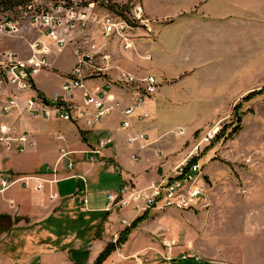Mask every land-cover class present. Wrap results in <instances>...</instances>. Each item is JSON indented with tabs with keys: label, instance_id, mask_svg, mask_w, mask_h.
Returning a JSON list of instances; mask_svg holds the SVG:
<instances>
[{
	"label": "crops",
	"instance_id": "0c3cea01",
	"mask_svg": "<svg viewBox=\"0 0 264 264\" xmlns=\"http://www.w3.org/2000/svg\"><path fill=\"white\" fill-rule=\"evenodd\" d=\"M111 1L119 6H141L145 16L156 21L155 34L152 37L139 38L137 51L123 53L124 65L117 64L120 62L118 60L114 62L117 68L114 75H117L119 71H126L138 77L153 73L158 79L157 94L146 100L138 110L139 113L149 114V117L144 122L135 121L134 127L125 131L121 127L120 115L114 114L106 118L94 130H84L86 136L82 141V136L78 132L82 129L70 123L29 120L26 117H19L18 112H15L12 121L16 122L19 130H28L35 134L40 131L39 124L43 122L46 127H49V124H55L61 129L60 131L63 129L72 136L71 139H67L62 132H56L65 137L64 146L60 148L59 153L52 160L41 162L38 167L37 164L33 169L27 170L29 172L43 170L44 172L49 167H56L57 173L53 174L50 171L48 178H54V175H57L60 178L59 182L46 186L43 192L24 191L18 188V190L12 191L11 189L0 195V215H7L12 219L22 214L23 209V212L25 211L31 218H34L35 222L52 224L54 219L59 217V213L63 216L62 208L77 206L76 200L73 199L76 195L88 198L92 213L110 212L112 209L110 201H107V195L109 196L128 181L135 182L140 188L159 182L164 176L174 171V168L185 163L193 154L195 146L193 150H190V146L184 148L182 143L191 140L198 126L220 127L232 118L231 113L239 103L244 110L250 108L253 110V113L244 116L243 123L244 129L246 126L252 125L253 127V137L250 140L264 142V91L250 100L241 101L252 92L264 90V0ZM98 13L100 18L106 15V12H102L100 8H98ZM148 55L152 57L150 62L147 60ZM131 60L141 65V68L134 70L128 66ZM103 73L104 70L100 69V75ZM49 74L47 71L41 72L36 78V86L46 97H53L61 93L64 80H61L58 89L52 91L48 89V83L44 79V76ZM100 82L101 96L107 98L110 104L109 80L100 79ZM113 93L122 99L124 104L132 103L133 94L120 90H115ZM179 108L198 112L188 115L190 118L187 119L191 125L189 130L185 126L176 127L180 120V112L177 115V122L167 117ZM206 111L210 112L205 114L207 119L204 121ZM201 119H203L202 122H200ZM31 126L34 130H31ZM181 129L185 130L183 134L180 132ZM140 133L146 134L148 141L128 145L129 136ZM33 138L37 147L35 136ZM101 139H103L101 155L98 156L96 162H90L88 152ZM39 144L36 150L41 146L40 140ZM75 145L78 147L74 148ZM30 151L22 155L30 154ZM2 154L6 157L15 156L14 153L4 152ZM64 154L66 156L62 158ZM178 154H184L185 159L183 161L167 159L171 155ZM72 155L82 156L78 157L79 162H76L73 161ZM68 163L74 165L71 170L67 168ZM148 169L151 172L145 173ZM105 172L110 174L117 172L121 182L115 184L111 178H107L109 184L106 185L110 188L103 190L105 185L101 183L100 174ZM67 175L71 177L63 178ZM68 182H75L72 192L68 196L60 197L59 200L49 201L51 190L58 194L62 191L68 192L67 188L59 187ZM258 191L260 193H257V198L264 200V182L258 186ZM58 208L61 210L53 214ZM154 212L160 211L155 210ZM128 213L133 214L131 211L109 213L108 217L113 227L116 228V233L123 229L121 221L126 219L124 216ZM133 219L134 217L128 221L131 222ZM252 219H257L255 222L258 223L254 225L256 227L254 232L264 236V226L259 224L261 221L264 222V218L260 219L259 215H255ZM46 231H49L47 234L53 235L50 230H45V233ZM55 231L58 232L57 229ZM58 234L61 235V232ZM92 248L93 258L89 264L94 262L105 248V244L98 241L93 244ZM125 248L126 244L121 249L122 253L117 251L119 255H112L104 264H129L125 260ZM185 248L186 252L182 254L188 256L197 254L202 259L200 261L192 258L182 260L181 253H177L176 256L172 255L173 248L171 247L168 251L170 256L166 257L165 249H161L158 245L155 248L158 252L154 254L155 258H151L150 264H207L205 259L221 261L224 264H261L262 261L257 257L254 262L249 263L243 256L236 257V259L212 258L216 256L207 258L209 256L199 253L196 246L190 242ZM38 250L44 252L41 255L40 264H54V261L59 264H74L69 260L67 252H47L42 247ZM137 252L139 251H133L130 255Z\"/></svg>",
	"mask_w": 264,
	"mask_h": 264
},
{
	"label": "rangeland",
	"instance_id": "374dc122",
	"mask_svg": "<svg viewBox=\"0 0 264 264\" xmlns=\"http://www.w3.org/2000/svg\"><path fill=\"white\" fill-rule=\"evenodd\" d=\"M105 3L104 0H100L99 8L102 12H106ZM18 7L19 6H14L13 9L6 12L16 13ZM132 8L133 7L129 6V9ZM1 14L2 13H0V16ZM99 26L100 69L104 70V73L100 75V79H109L107 67L108 52L112 56V63L114 66V62L117 60L120 61L117 64L124 65L125 57H123V53L131 51H122L120 45L117 43L113 44L109 42V45H107V36L103 35L102 25L99 24ZM35 37L29 38L33 39ZM138 42L139 41H137V43ZM2 48L17 52L25 50V53L28 52L27 43L22 38L3 41ZM151 58L150 55L147 56L149 62L152 60ZM50 62L51 68L47 71L50 74L45 75L44 79L48 83V89L54 91L56 88H59L61 80H64L67 74L74 68L77 60L73 48L70 47L64 52H52ZM129 62L128 66H131L134 70H139L141 68V65L136 64L134 61L131 60ZM115 70H117L116 67ZM152 75L154 74L152 73ZM179 112L181 116L176 127L185 126L186 129L189 130L191 125L189 119H187L190 118L188 115H194V112H198L179 108L167 117L170 118L171 121L177 122V115ZM208 112L210 111L204 113V121L207 119L205 114ZM248 113H253L252 108L248 110L241 108L237 113H231L232 118L218 127L219 131L217 135H220L223 129H225L223 135L221 134L222 137L211 146L206 147L202 145L197 154L193 153L187 159V161H190L193 157H198L199 159L198 163L201 165L210 186L207 207L198 211L182 212L168 210L163 212H148V216L131 231L125 243L126 248L124 251L127 263L150 264L151 258H155L154 254L158 252V249H155L158 245H160L161 249H165L164 255L166 257L170 256L168 254L170 247L173 248L172 255L176 256L177 253L182 254L186 252L185 246L190 242L196 246L199 253L209 256L207 258L216 256L212 258L223 259L227 257L236 259V257L243 256L249 263H252L254 259L258 257L262 260L260 263L264 264V236L257 235L256 232H254V230H256L254 225L258 223L255 222L257 219H252L255 215H259L260 219L264 218V200L257 198V193H260L258 191V186L264 182V142L261 143V140H255V142L250 140L253 137L252 125L249 127L246 126V129L243 128V123L245 121L244 116ZM237 116H240L241 122H238ZM202 121L203 119L200 120V122ZM42 123L43 122L39 124V126H41L40 131L32 134L37 141V147L40 145L39 140L41 141L42 147L40 146V148L36 150L37 147L35 146L31 149L32 151H30V154L27 155H18L14 153V157H6L2 154L4 151L0 150V171L17 177L35 175L48 178L49 173H46V170L44 172L43 170H36L33 172L27 170L33 169L37 164L38 167L41 162L52 160L55 155L59 153L60 148L64 146V142L57 140L56 132H62L67 139H71L72 135L68 134L63 129L60 131L61 129L55 124H49V127H46L44 123L41 125ZM236 126L241 127L239 131L235 134H230L232 129ZM213 128L216 127L211 125L198 126V128H196L197 130L193 132L191 140L184 141L182 145L184 148L190 146V150H193L194 146L199 145V141H201L202 137ZM31 130H34V127L32 128L31 126ZM242 130L244 131L242 132ZM78 132L82 136V141H84L86 132H84V130H79ZM180 132L181 134L184 133L182 131ZM79 142H81V140ZM77 147L78 146L75 145L74 148ZM80 156L82 155H72L73 161L79 162L78 157ZM185 157L184 154H178L171 155V157L169 156L167 159L183 161ZM150 172V169L145 171V173ZM52 173L56 174L54 172ZM68 177L71 176L67 175L63 178ZM100 178L102 179V185H105L103 190L110 188L109 185H106L109 184L107 178H111L115 184L121 182L120 175L117 174V172H114V174L107 172L101 173ZM59 179L57 175H54V178H48L49 182L47 186L56 184L59 182ZM131 182L135 184V182ZM74 185L75 182H68L60 185L59 187L62 189L67 188L68 192H59V197L68 196L72 192ZM135 185L139 187L137 184ZM18 188L24 191H34L32 187H24L22 183H18L9 190L13 189L12 191H15L18 190ZM51 192L52 190L50 193ZM81 196L76 195L73 199L76 200ZM49 201L53 202L50 199ZM107 201L109 202L108 195ZM62 209L63 216H60L61 214L59 213V217L55 218L52 224L35 222V219L31 218L25 211L23 212V209L22 214L12 219L7 215H0V264H4V262H7V264H9V262L10 264H40L41 255L44 253L38 250L40 247L47 252H67L71 262L73 261L70 259V251H78V253H82L84 257L82 255H76V259L81 260L83 257V263L89 264L93 258L92 254L94 250L92 247L95 242H102L105 244V247L109 242H116L120 233L130 227L132 222L141 216L129 222L130 224L128 226L123 225L124 227L120 230L121 232L119 231L116 233V228L111 224L110 218L107 217L106 219L107 215L103 213H92V211H90L91 207L88 208L89 211H86L84 206L78 204L72 207L66 206L65 209ZM59 210L61 209L58 208V210H54L53 214H57ZM113 212V210L110 211V213ZM41 216H43L42 213ZM132 217L133 214L130 215L129 213L124 216V218L129 221ZM259 224H263L264 226V222L262 221ZM55 229L61 232V235H59ZM45 230H50L53 235L47 234L49 231L45 233ZM124 245L113 252L111 256L114 254L117 255V251L122 253L121 249H123ZM133 251L139 252L130 255ZM184 255L185 254H182L181 256L182 260H185L183 259ZM196 255H192V257ZM96 259L92 264L95 263ZM54 264L59 263L54 261Z\"/></svg>",
	"mask_w": 264,
	"mask_h": 264
},
{
	"label": "built area",
	"instance_id": "2783aa9c",
	"mask_svg": "<svg viewBox=\"0 0 264 264\" xmlns=\"http://www.w3.org/2000/svg\"><path fill=\"white\" fill-rule=\"evenodd\" d=\"M16 13L0 11V150L7 153L24 154L36 146L33 135L28 130H19L12 121L14 113L29 120H44L70 123L82 130H94L102 123L101 82L98 31L97 0H22ZM106 1L107 45L119 44L122 51H137L139 38L155 34L156 21L145 16L141 6L126 11L111 10L115 4ZM36 36V37H35ZM29 37H35L30 39ZM22 38L27 43L25 51L2 48L3 41ZM72 47L77 63L67 74L61 86V93L53 97H42L38 93L36 78L41 72L51 68L52 52H64ZM150 58V57H149ZM110 116L119 114L123 130H130L136 122H144L149 114L138 110L151 96L157 94L158 79L154 75L138 77L126 71L114 75L115 67L108 52ZM131 93L132 103L124 104L113 91ZM180 131L184 132V129ZM219 128L210 129L195 146L197 154L202 145L210 146ZM58 141H64L63 134H57ZM148 141V136L140 133L129 136L128 145ZM113 141L111 140V143ZM144 148L143 146L141 147ZM103 150V139L91 148L90 162H96ZM66 156L62 155V158ZM136 158L137 157H133ZM185 161L174 168L169 175L148 187L140 188L131 181L125 182L113 191L114 212L130 210L134 219L150 211H198L207 207L210 186L201 165L189 166ZM73 163H68L71 170ZM57 173L56 167H49ZM48 178L28 175L17 177L0 171V195L18 183L35 192L46 189ZM32 183V186H31ZM52 201L59 200V194H49ZM77 205L89 211L86 196L76 199ZM105 211V210H104ZM121 224L130 223L123 219ZM200 261L199 256H188ZM207 264H224L221 261L205 259Z\"/></svg>",
	"mask_w": 264,
	"mask_h": 264
},
{
	"label": "trees",
	"instance_id": "16d2710c",
	"mask_svg": "<svg viewBox=\"0 0 264 264\" xmlns=\"http://www.w3.org/2000/svg\"><path fill=\"white\" fill-rule=\"evenodd\" d=\"M105 1V0H104ZM23 1L22 0H0V11H6V10H9L11 8H13L14 6L16 5H19L21 4ZM106 2V1H105ZM120 8H123L125 9L126 11L129 10V6H119L117 4H114L112 7H111V10L113 11H116V12H119L118 10ZM263 90L259 91V92H252L250 93L249 95H247L246 97H244L243 100L241 101H247V100H250L252 99L254 96H256L257 94H260ZM38 93L40 96L42 97H45V95L43 93H41L39 90H38ZM241 107V103H239L238 105H236L233 109V114L237 113L238 110L240 109ZM238 118V122H241L240 120V116H237ZM240 126V125H238ZM236 126L234 129H232L231 133H237L239 131V129L241 127H238ZM225 129H223L222 131V135H223V132H224ZM217 135L215 140L213 141V143L211 145H213L215 143V141H217L219 138L222 137V135ZM210 145V146H211ZM198 157H193L189 163H188V167L189 166H192L194 164H196L198 162ZM109 213L110 212H107L105 213L107 216H106V219L107 217L109 216ZM148 216V213H145L144 215L138 217L134 222H132V225L128 228H126L123 232L120 233V235L118 236L119 238L117 239L116 242H109V244L105 247V249L99 254L98 258L96 259L95 263L94 264H104L107 259L111 256V254L113 252H115L117 249H119L120 247H122L126 242H127V239H128V236H130V233L131 231L136 228L138 226L139 223L143 222V220ZM105 219V221H106ZM76 255H82L84 257V255L82 253H78V251H75V250H71L70 251V259L75 263V264H84L83 263V257L81 258V260H77L76 259ZM83 259V260H82Z\"/></svg>",
	"mask_w": 264,
	"mask_h": 264
},
{
	"label": "bare ground",
	"instance_id": "6f19581e",
	"mask_svg": "<svg viewBox=\"0 0 264 264\" xmlns=\"http://www.w3.org/2000/svg\"><path fill=\"white\" fill-rule=\"evenodd\" d=\"M97 3H98V8H99V3H100V0H97ZM106 5V3H105ZM103 18H100L99 16V13H98V26L99 24L102 25V28H103V35L104 36H107V23H106V15H102ZM101 27V26H99ZM110 104H108V101H106V98L102 97L101 96V109H102V122L110 117ZM113 192L109 194L108 196V199L110 201V204H111V209L114 210V206H113Z\"/></svg>",
	"mask_w": 264,
	"mask_h": 264
}]
</instances>
